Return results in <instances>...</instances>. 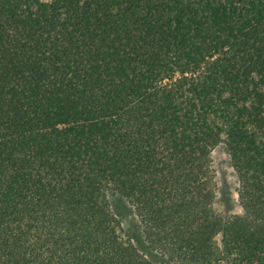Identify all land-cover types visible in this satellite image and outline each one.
<instances>
[{"label": "trees", "instance_id": "16d2710c", "mask_svg": "<svg viewBox=\"0 0 264 264\" xmlns=\"http://www.w3.org/2000/svg\"><path fill=\"white\" fill-rule=\"evenodd\" d=\"M0 264H264V0H0Z\"/></svg>", "mask_w": 264, "mask_h": 264}, {"label": "rangeland", "instance_id": "374dc122", "mask_svg": "<svg viewBox=\"0 0 264 264\" xmlns=\"http://www.w3.org/2000/svg\"><path fill=\"white\" fill-rule=\"evenodd\" d=\"M212 161L218 185L215 199L216 210L226 217L241 215L242 209L239 204L238 195L239 185L225 145H220L212 153ZM113 204L122 220L124 230L133 237L135 245L143 253H147L146 244L136 217L132 214L129 207L119 198H115Z\"/></svg>", "mask_w": 264, "mask_h": 264}]
</instances>
